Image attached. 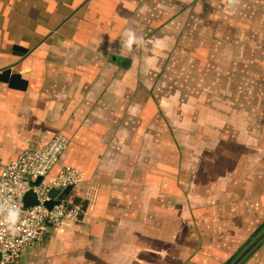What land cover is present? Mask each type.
Masks as SVG:
<instances>
[{
	"label": "crops",
	"instance_id": "0c3cea01",
	"mask_svg": "<svg viewBox=\"0 0 264 264\" xmlns=\"http://www.w3.org/2000/svg\"><path fill=\"white\" fill-rule=\"evenodd\" d=\"M196 1L0 0V71L28 82L0 81V160L62 133L52 174L78 172L66 201L84 209L14 264H230L264 230V117L255 130L151 89ZM126 28L145 41L134 61L119 55ZM240 264H264V240Z\"/></svg>",
	"mask_w": 264,
	"mask_h": 264
},
{
	"label": "rangeland",
	"instance_id": "374dc122",
	"mask_svg": "<svg viewBox=\"0 0 264 264\" xmlns=\"http://www.w3.org/2000/svg\"><path fill=\"white\" fill-rule=\"evenodd\" d=\"M183 20L172 47L158 55L153 93L159 99L190 100L197 108L215 104L240 111L259 129L256 124L264 117V0H197ZM177 128L186 139V127Z\"/></svg>",
	"mask_w": 264,
	"mask_h": 264
},
{
	"label": "built area",
	"instance_id": "2783aa9c",
	"mask_svg": "<svg viewBox=\"0 0 264 264\" xmlns=\"http://www.w3.org/2000/svg\"><path fill=\"white\" fill-rule=\"evenodd\" d=\"M69 143L68 137L57 133L42 148H25L7 163L0 160V264L16 263L26 247L41 240L49 227L80 221L84 213L81 204L60 200L48 205L58 200L53 193L61 194L80 181L72 168L52 174ZM28 193L35 197L32 205L25 202Z\"/></svg>",
	"mask_w": 264,
	"mask_h": 264
},
{
	"label": "water",
	"instance_id": "95a60500",
	"mask_svg": "<svg viewBox=\"0 0 264 264\" xmlns=\"http://www.w3.org/2000/svg\"><path fill=\"white\" fill-rule=\"evenodd\" d=\"M130 60H127L124 67H128ZM0 81L8 83L11 88H16L20 90H25L28 82L22 77L19 73H13L11 68H5L0 71ZM41 178H38L39 181ZM72 187H68L60 194L58 200H51L48 202L49 207L53 206L55 203L60 200H66L67 195L70 193ZM27 199H25L26 202ZM264 240V230L249 244L245 247L240 254L230 263V264H240L250 252H252L262 241ZM1 261V254H0Z\"/></svg>",
	"mask_w": 264,
	"mask_h": 264
},
{
	"label": "clouds",
	"instance_id": "9594fccd",
	"mask_svg": "<svg viewBox=\"0 0 264 264\" xmlns=\"http://www.w3.org/2000/svg\"><path fill=\"white\" fill-rule=\"evenodd\" d=\"M119 40L121 44L119 55L131 57L132 61L135 60L137 53L145 43L143 36L138 35L132 28H126ZM109 52L113 53V50L110 48Z\"/></svg>",
	"mask_w": 264,
	"mask_h": 264
},
{
	"label": "trees",
	"instance_id": "16d2710c",
	"mask_svg": "<svg viewBox=\"0 0 264 264\" xmlns=\"http://www.w3.org/2000/svg\"><path fill=\"white\" fill-rule=\"evenodd\" d=\"M29 194V193H28ZM262 228V227H261ZM261 228L255 233V234H257L260 230H261Z\"/></svg>",
	"mask_w": 264,
	"mask_h": 264
}]
</instances>
